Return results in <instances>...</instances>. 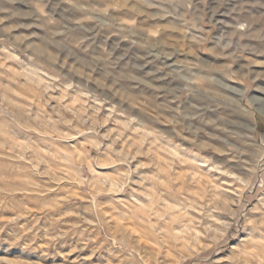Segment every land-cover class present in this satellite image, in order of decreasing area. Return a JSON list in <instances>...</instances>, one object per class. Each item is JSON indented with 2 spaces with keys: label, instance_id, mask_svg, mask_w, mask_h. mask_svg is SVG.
Instances as JSON below:
<instances>
[{
  "label": "rangeland",
  "instance_id": "374dc122",
  "mask_svg": "<svg viewBox=\"0 0 264 264\" xmlns=\"http://www.w3.org/2000/svg\"><path fill=\"white\" fill-rule=\"evenodd\" d=\"M0 264H264V0H0Z\"/></svg>",
  "mask_w": 264,
  "mask_h": 264
}]
</instances>
